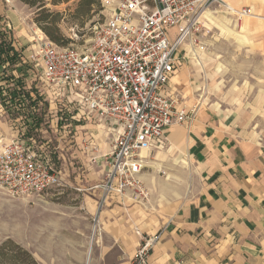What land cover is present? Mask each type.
Returning a JSON list of instances; mask_svg holds the SVG:
<instances>
[{
	"label": "rangeland",
	"instance_id": "obj_1",
	"mask_svg": "<svg viewBox=\"0 0 264 264\" xmlns=\"http://www.w3.org/2000/svg\"><path fill=\"white\" fill-rule=\"evenodd\" d=\"M88 1L89 6L81 5V0H44L45 10H42L38 5L30 7L23 0H0V38L11 39L21 56L19 67L5 58L2 59L5 65L0 66V139H8L21 130L24 124L19 116L34 112L30 105L32 95L37 100L44 97L36 88H43L40 73L23 62L35 48L33 40L44 35L49 39L44 31L48 27L59 34L60 46L86 45L91 38V27L112 9L105 6L104 0ZM226 1L236 8L242 6L239 2ZM255 8L256 14L261 13ZM212 15L206 19V26L199 35L205 42L206 52L200 56L192 55L190 62L177 74L184 80L174 84L173 91L179 95L183 106L189 109L211 107L221 114L234 115L237 123L251 136L264 139V115L260 112L264 110V23L260 25L256 20L258 17H253L245 18L237 25L218 9ZM247 20L255 22L244 31L241 27ZM240 33H249V37L244 36L247 41L241 39ZM42 91L45 92L44 88ZM240 101L242 106L238 104ZM26 106L30 107L26 109ZM48 107L49 104L45 103L37 113L34 112L41 113L46 125L43 132L33 134H36L38 143L46 141L48 135L44 131L49 128L53 151L58 150L66 156L68 140H59V135L51 134L50 127L56 120V114L48 113ZM99 132L98 140L104 135V132ZM184 150L178 151L167 143L164 150L151 152L150 162L161 163L163 170L157 171L151 166L145 172L156 177L154 182L147 184L148 201L134 203L115 199L104 207L102 233L100 240L98 234L94 235L90 264H100L96 256L105 253L114 239L118 241L116 249L121 251L136 245V229L155 233L176 207L195 193L198 177ZM181 153L188 163L175 165L173 159ZM159 154L163 155L164 163L158 158ZM83 160L81 157L75 159L72 166H63V159H56L59 169H67L64 175L68 179L64 188L44 198H12L0 191V247L5 246L0 264H34L19 252L17 246L28 251L35 264H87L89 241L93 236L91 214L97 210L96 202L90 197L86 200L85 190L89 184L101 181L102 177L96 176L101 169H88ZM169 171L179 178L180 187L162 193L158 187L168 182L166 172ZM86 201L92 207L91 214L81 210ZM12 253L16 260L10 259Z\"/></svg>",
	"mask_w": 264,
	"mask_h": 264
},
{
	"label": "built area",
	"instance_id": "obj_2",
	"mask_svg": "<svg viewBox=\"0 0 264 264\" xmlns=\"http://www.w3.org/2000/svg\"><path fill=\"white\" fill-rule=\"evenodd\" d=\"M104 2L112 9L91 27L86 45L60 46L44 36L33 40L35 48L23 59L40 73L45 90L36 86L44 97L32 95V109L37 113L41 108L34 101L42 106L55 102L57 132L75 134V123L85 120L105 123L111 131L107 169L103 180L91 187L100 195L92 215L93 236L102 232L101 215L113 196L149 200L142 178L148 169L144 152L162 147L170 127L190 124L196 117L195 109L170 93L169 81L189 53L206 52L199 36L205 14L218 9L237 25L257 15L252 7L236 8L226 0ZM34 112L19 116L24 125L17 134L0 139V191L8 197L44 198L66 185L56 162L61 152L50 149L51 140L35 139L33 133L42 131L43 124L38 128L41 113ZM158 241L159 235L143 238L132 264H149Z\"/></svg>",
	"mask_w": 264,
	"mask_h": 264
},
{
	"label": "crops",
	"instance_id": "obj_3",
	"mask_svg": "<svg viewBox=\"0 0 264 264\" xmlns=\"http://www.w3.org/2000/svg\"><path fill=\"white\" fill-rule=\"evenodd\" d=\"M230 1L239 2L242 5L240 7L247 6L255 10L256 6L258 11H261L257 14L256 20L260 25L264 23V0ZM210 16H213L212 12L207 13L205 18L208 19ZM254 22L247 20L241 29L245 31L246 27L252 26ZM248 34L239 35L243 37L241 39L247 41L244 36L249 37ZM192 55L194 57V54H188L187 59L170 79L171 94H176L173 85H178V82L184 80L177 74L190 62ZM52 98L50 96V99ZM34 103L42 107L41 103L35 101ZM45 103L47 102H44V105ZM48 104V113L56 114V120L51 124L52 128L50 127L51 134L59 135V140H68L65 146L68 149L66 156L61 153L62 165L72 166L75 159L83 157L85 167L101 169L97 171L96 176L100 175L103 178L107 169L106 156L112 150L109 127L102 122L85 120L75 123V134L71 133L68 136L65 133L64 136L63 132L56 131V127L60 126L57 123V104L52 101ZM238 104L242 106L241 101ZM194 109L196 110L194 120L190 124L170 127L162 147L149 151L146 162L148 169L152 166L162 172L161 163L150 162L151 152L164 150L167 143L178 151L185 149V156L194 166L198 177L195 193L182 201L155 233L149 234L136 229L135 246L118 251L116 249L118 241L112 240L110 248L101 256H96L100 264L102 260L103 264H132L137 249L143 244V238L153 235H159V241L150 253L149 264H264V139L251 136L246 128L237 123V117L234 115L221 114L211 107H194L190 110ZM260 112L264 115V110ZM38 119V128L43 124L44 129L46 125L44 117L40 115ZM43 129L40 132H43ZM99 131L104 132L101 140H98L101 136ZM44 133L48 135L45 138L52 141L49 128ZM52 143L50 149L54 150ZM158 158L165 162L163 155L159 154ZM173 161L175 165L188 163L182 158V153ZM62 172L64 179L67 180V169L63 167ZM145 172L142 178L148 186L147 184L150 181L154 182L156 177ZM166 173L168 182L158 187L162 193L180 187L179 178L170 171ZM101 181L89 184L85 190L86 200L90 197L96 205L100 195L99 192L91 191V187ZM175 194L180 196L178 193ZM115 199L136 202L131 196L124 195L113 196L107 204ZM81 210L92 213V207L87 201ZM91 241L95 244V239Z\"/></svg>",
	"mask_w": 264,
	"mask_h": 264
},
{
	"label": "trees",
	"instance_id": "obj_4",
	"mask_svg": "<svg viewBox=\"0 0 264 264\" xmlns=\"http://www.w3.org/2000/svg\"><path fill=\"white\" fill-rule=\"evenodd\" d=\"M23 1L32 8H34L35 6L38 5L39 8H42V10H45L44 9V7H45L44 0H23ZM80 4L81 5L86 4L87 6H89L90 2L88 0H81ZM44 31L51 41L57 42V44L60 43L61 40H60L59 34H57V32L53 31L52 29H50L48 27H45ZM4 58H5V60H7L11 64L17 63V66L19 64H21L20 63L21 62V56H20L18 50L16 49L14 43L12 42V40L11 39L9 41H7V39L1 40V38H0V66L5 65V62L2 60ZM20 68H22V67H20ZM18 102H20V101L18 100ZM30 105L33 106L32 101H31ZM27 107L29 108L30 106H26V109H27ZM4 247L3 246L0 247V259L3 256L2 251H3ZM17 248H18L19 252L24 253V255L26 257H28V259H30L35 264V260L31 257V255L29 254L28 251L27 252L24 251L19 246H17ZM11 255L12 256H10V259L16 260V256L13 255V253Z\"/></svg>",
	"mask_w": 264,
	"mask_h": 264
},
{
	"label": "bare ground",
	"instance_id": "obj_5",
	"mask_svg": "<svg viewBox=\"0 0 264 264\" xmlns=\"http://www.w3.org/2000/svg\"><path fill=\"white\" fill-rule=\"evenodd\" d=\"M209 12H211V11H208L207 13H209ZM207 13L205 14V17H206V15H207ZM253 17H258L257 15L256 16H253ZM45 36V35H44ZM44 36H42L40 39H42V38H44ZM149 154V152H144V157L146 158V160H148V155ZM102 233V232H101ZM101 233H99L98 234V236L100 237L101 236ZM95 239V236H92L91 237V240H94ZM89 241L90 242V244H89V249H88V253H87V257H88V262H87V264H89V262H90V259H91V257H90V255H91V250H92V247H93V244H94V242L93 241Z\"/></svg>",
	"mask_w": 264,
	"mask_h": 264
}]
</instances>
